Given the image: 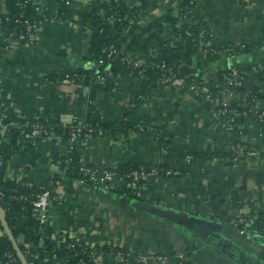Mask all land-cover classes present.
Listing matches in <instances>:
<instances>
[{"label": "crops", "instance_id": "1", "mask_svg": "<svg viewBox=\"0 0 264 264\" xmlns=\"http://www.w3.org/2000/svg\"><path fill=\"white\" fill-rule=\"evenodd\" d=\"M69 1L33 0L44 15L33 44L7 43L0 33V105L20 118L67 126L125 123L126 129L87 131L75 144L57 132L28 150L22 137L5 180L48 187L72 149L90 166L172 169L177 173L145 181L137 195H128L123 176L109 189L63 179L54 186L47 222L52 242L106 248L101 264H137L138 254L167 256L148 264H264V235L234 223L264 211V157L234 161L237 138L215 115L219 97L230 89L225 72L236 66L244 79L239 98L245 90L258 96L243 121V137L264 152V0H196L195 22L209 41L239 49L213 59L199 55L201 47L182 61L205 72L188 78L209 86V93L163 84L154 70L157 48L127 54L139 66L117 71L101 65L90 54L91 19L105 16L114 0ZM117 1L136 11L132 20L142 26L167 14L183 20L181 0ZM6 10L7 0H0V14ZM163 33L169 50L176 33L170 25ZM66 72L81 76L66 82Z\"/></svg>", "mask_w": 264, "mask_h": 264}, {"label": "trees", "instance_id": "2", "mask_svg": "<svg viewBox=\"0 0 264 264\" xmlns=\"http://www.w3.org/2000/svg\"><path fill=\"white\" fill-rule=\"evenodd\" d=\"M66 1L63 0L64 3ZM143 1L145 2V0ZM195 3L196 0L180 1V8L182 13H184V22L181 19L180 23L178 17H175L173 14H167L163 18L153 21L148 26H142L132 20L136 11L130 10L121 2L114 0L111 4H108L105 16L93 15L91 19L93 32L90 41V54L98 60H104V65H109L112 69L118 71L119 69L123 70V68H131L132 65L124 63L122 61L123 56H127V54L135 56L138 53H147L150 48H157L161 50V56L156 60L155 64L165 61L169 68L176 69L183 60L186 61L190 56L195 54L202 47V43L210 42V36L205 28L195 22ZM43 17L44 15L41 14L33 0H7V10L0 14V33H3L6 39L9 37L17 39L21 33L26 32V21H40ZM111 17L115 19L114 22H111ZM165 25L172 26L176 33L175 46L170 47L169 50H166L170 46L169 40L165 38L163 33ZM188 32L191 34L189 35ZM124 45H126L125 52ZM215 47L222 48L223 46ZM238 51L239 49L235 50L233 48L229 53L234 54ZM220 55L218 53L210 54L213 59ZM154 70L159 75H162L160 68L155 66ZM99 72H103V68H100ZM225 74L228 76V71ZM64 76L71 79H79L81 75L66 72ZM188 80L191 81V78H188ZM233 88L237 89L236 87ZM240 90H243V88H240ZM252 97H256L257 99V92H252ZM252 97L246 96L244 101H230V107L237 108L240 112V115L234 120L236 126L231 130L237 138V143L240 141V131L243 129V121L255 111V101L252 100ZM4 114L5 117L1 120ZM230 115L225 116L223 120L225 125L231 121ZM26 122H40L49 131L51 136L63 131L66 136L70 137L72 128L71 125H63L56 120L20 118L13 111L5 109L0 105V125L5 126L3 130L0 127V208L5 212V224L0 220V228L5 232L0 236V264H23L15 250L14 241L23 252L28 264H57L58 262H62L63 264H81L85 261H87V264H91L92 262L89 259L92 248L81 245L69 247L68 244L60 246L54 244L48 223L41 224L34 216L36 209L33 205V199L37 193L44 189H50L51 195H53V189L57 185V181L61 182L65 178L78 179L83 177V172L81 171L83 162L74 149L68 154L71 157V161L67 162V157L63 158L60 175H57L48 187L38 188L31 184L22 183L19 180H5L9 161L22 147L19 141L23 137L22 129L26 131L31 130V127ZM74 125L83 126L82 134L87 131L89 132L88 128L92 127L96 130L92 133H98L97 130L100 129H109L111 131H125L126 129L124 128L126 127L125 123L118 126L114 124L104 126L96 123L81 124L75 122ZM131 127L136 126L131 125ZM35 144L33 141H28L24 144L25 149H31ZM247 148L251 149L249 146ZM236 157L237 154L234 153L232 157L234 161H237ZM242 157H247V155L240 156V158ZM99 167L103 168L107 166ZM139 167L141 165H126L117 168L118 174L125 177L129 184L127 189L128 195H137L145 182L134 181L128 176L133 169ZM144 167L148 168L150 166ZM88 179V182L93 183L90 178ZM6 227L11 231L14 241L10 239ZM240 227L243 228V224ZM247 229L250 231L256 230L264 235V211L256 216L254 224ZM42 240L43 243H41ZM8 254L15 256L16 260H10Z\"/></svg>", "mask_w": 264, "mask_h": 264}, {"label": "built area", "instance_id": "3", "mask_svg": "<svg viewBox=\"0 0 264 264\" xmlns=\"http://www.w3.org/2000/svg\"><path fill=\"white\" fill-rule=\"evenodd\" d=\"M67 4L70 3L69 0L66 1ZM43 19V18H42ZM41 19V20H42ZM40 21H26L27 24V30L25 33H21L17 39L9 37L6 41L7 43H12L15 41H22V42H28L30 44H33L36 42L37 35H36V27L41 22ZM190 35L191 33L188 32ZM203 51L206 54H224L226 52L231 51L232 47H220L216 48L215 45H213L211 42H204L201 44ZM1 48V47H0ZM7 48V46H6ZM122 61L127 64H132L133 66H139L140 62L132 59L129 56H123ZM99 63L103 65L105 62L104 60H99ZM156 67L160 68L162 70V75L160 77V81L163 84L174 86L175 88H191L194 86H199L202 88V90L206 93L210 92V87L203 85V84H195V81L191 79V81L188 80V78L176 75L174 72L169 68L165 61H162L158 64H155ZM100 81H104L105 77L98 72L96 76ZM228 82L230 84V89L228 92L224 93V97L220 96L219 101V107L216 110V117H218L220 120H224L225 116L228 114L230 115L231 121L226 123V127L228 131L231 132L236 126L234 120L236 117L240 115V112L237 108L230 107L231 100L238 101H244L246 96L252 97V91L247 92L246 90L243 91L242 99L239 98V95L241 94L240 88H243L244 86V79L242 77L241 70L236 67L232 66L228 70V76H227ZM71 78L66 77V82H70ZM233 87H236L237 89H234ZM239 89V90H238ZM228 96V98H227ZM239 98V99H238ZM252 100L256 102V97H252ZM245 114V112H243ZM5 117V114L1 117V120ZM224 122V121H223ZM27 125L31 127L30 131H26L22 129L23 138L30 142H37L38 140H43L52 137L49 133V131L40 123V122H26ZM69 125L72 126L69 141L71 144H75L76 140L79 138V136L83 132V126L81 125H74V122L70 121ZM0 127L5 129L4 125H0ZM89 132L96 131L95 128H88ZM98 132H102V130H97ZM243 130L240 131V141H238L235 149V153L237 154L236 160L240 159V156L246 154L249 157H264V152L259 151L256 148H247V144L243 137ZM70 153V152H69ZM68 153V154H69ZM67 162L71 161V157L68 155L66 156ZM1 164V160H0ZM81 171L83 172V177L78 178L80 183H88V178L91 179L93 184L100 185L105 188H111L114 184L115 180L120 176L118 174L116 167H98V166H88L83 162V166L81 167ZM174 173H177L176 171L172 169H166V168H160V167H144L141 166L139 168L133 169L128 176L131 177L134 181H147L149 179L161 176V175H172ZM59 181H57V184ZM53 202V198L51 195L50 189H44L41 192L36 194V197L33 199V205L36 209V212L34 214L35 218L41 223L48 222L49 219V212L50 208ZM256 219L255 215L246 216V218H240L238 219L240 221V224H246L244 225L247 228H249L251 225L254 224ZM254 232H257L256 230H253ZM5 232L0 228V236L3 235ZM69 247H74V244L67 243ZM92 248V247H90ZM10 260L14 261L15 256L12 254H8ZM101 259V252L97 248H92L90 252V259L89 261L92 262L91 264H98ZM136 260L138 263L146 264L149 262V258L144 255H138ZM57 264H63L62 262H58ZM81 264H87V261L82 262Z\"/></svg>", "mask_w": 264, "mask_h": 264}, {"label": "water", "instance_id": "4", "mask_svg": "<svg viewBox=\"0 0 264 264\" xmlns=\"http://www.w3.org/2000/svg\"><path fill=\"white\" fill-rule=\"evenodd\" d=\"M174 73L176 75H180L183 77H189L192 75H195L198 77H203L205 72L202 71L197 65H192L190 63H183L178 68L174 69ZM0 220L3 222V224H5V212L2 208H0ZM6 231L9 235L10 239L14 241V237H13L11 231L7 227H6ZM14 246H15V250L17 251V254L20 257L23 264H28L25 257H24L23 252L21 251V249L19 248L18 244L15 241H14Z\"/></svg>", "mask_w": 264, "mask_h": 264}, {"label": "rangeland", "instance_id": "5", "mask_svg": "<svg viewBox=\"0 0 264 264\" xmlns=\"http://www.w3.org/2000/svg\"><path fill=\"white\" fill-rule=\"evenodd\" d=\"M39 25V24H38ZM38 25H37V27H38ZM37 27H36V29H37ZM199 55H203V56H206L207 54L205 53V52H201V53H199ZM68 154H66V156H67ZM65 156V157H66ZM99 167V166H98ZM156 178V177H155ZM246 216H250V215H246ZM246 216L244 215V216H241L240 218H246ZM239 218V219H240ZM237 226H241V224H240V221L237 219V221L236 222H234ZM244 226V225H243ZM244 229H246V227L244 226L243 227ZM92 248H97V249H99L100 250V252H101V259H100V262L98 263V264H101V260L104 258V255H105V252H106V248H98V247H96V246H92ZM104 249H106V250H104ZM111 251H115V252H118L115 248H111ZM138 255H144V254H138ZM144 256H147L148 258H149V262L148 263H151L152 261L153 262H157V260H166L167 259V256L166 255H156V254H154V255H144ZM169 257L170 256H168V259H169ZM137 258V257H136ZM136 263L137 264H141V263H138V261H136ZM148 263H146V264H148Z\"/></svg>", "mask_w": 264, "mask_h": 264}]
</instances>
